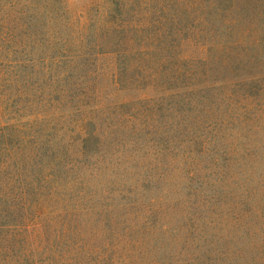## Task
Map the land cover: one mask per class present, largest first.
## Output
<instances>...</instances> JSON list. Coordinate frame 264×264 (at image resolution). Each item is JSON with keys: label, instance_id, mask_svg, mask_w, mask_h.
<instances>
[{"label": "rangeland", "instance_id": "obj_1", "mask_svg": "<svg viewBox=\"0 0 264 264\" xmlns=\"http://www.w3.org/2000/svg\"><path fill=\"white\" fill-rule=\"evenodd\" d=\"M0 117L69 159L0 169V264H264V0H0Z\"/></svg>", "mask_w": 264, "mask_h": 264}, {"label": "trees", "instance_id": "obj_2", "mask_svg": "<svg viewBox=\"0 0 264 264\" xmlns=\"http://www.w3.org/2000/svg\"><path fill=\"white\" fill-rule=\"evenodd\" d=\"M116 7L118 9H121V5H123L122 1H115ZM230 88L232 89L233 86ZM235 90V89H233ZM236 97L232 94V92L224 99V102L226 107H230L233 103L236 101ZM216 107V105H215ZM225 109L224 112V118L223 119H216L213 123V125L218 126L219 129L224 128L222 122L229 121V118H231V115L229 112V109ZM246 109V107H244ZM243 109V112H246V110ZM218 111H222L221 108ZM142 112L147 115V113L142 110ZM151 118L155 120L156 116L159 114V108L156 110H151ZM134 114H132V120H133ZM247 117V116H246ZM0 117V169L5 167V164H7L8 167H13L16 170H14V175L17 176V173L22 174L23 171L28 170L29 173H34V169L38 168L39 171L45 173L47 170V174H45L43 177L39 179V186H43L44 183L46 182H57L60 180V178L63 176V172L61 170V167L66 164H69V159H67L68 155V145L67 143L63 146V143L61 140H58L57 142H51V137L49 136V131L51 129L50 123L48 124V130H47V137L43 138L39 142H35V140H30L26 143L23 142V140L15 134V138H13V133L10 132V129H13V126H8L11 124L13 121L10 123H6L5 126H3ZM100 122V121H99ZM133 122V121H132ZM130 123L127 127L133 126L131 129L130 133H133L138 126L140 127H145L147 125L143 121L140 122H134ZM90 125L91 130L88 131L86 127L82 129L83 135L79 138V153L81 156L88 157V158H93L96 154L97 151L100 149L98 148L99 146L97 145L98 136L99 135H105L107 130L103 129L101 122L96 123L95 121L92 122L90 121L88 123ZM148 127V125H147ZM186 132H191L194 134L192 139H190V145H191V151L189 152L190 154L198 153V160L201 158L202 160H205V155L207 158L211 160V162L214 163L215 166H220L218 161L223 158L225 159V152L227 149L223 150V153L221 154V157L215 156L214 155V144H215V139L209 138L207 140L202 139V131H204V127L198 122V124H190L185 127ZM212 128V127H211ZM6 130V131H5ZM128 130V129H127ZM191 130V131H190ZM210 131H212L210 129ZM96 142V145H94ZM67 155V156H66ZM64 162L57 163V162ZM67 160V161H66ZM161 159H158L157 162H161ZM38 166V167H36ZM157 166L152 167V170L155 171ZM54 169V170H52ZM28 173V174H29ZM209 182L212 179L208 175H206ZM15 178V177H14ZM17 178V177H16ZM215 182H217L216 179H213ZM211 190H216V188H211ZM23 194L27 195V190H23ZM40 214V213H39ZM166 227V226H165ZM132 236V235H131ZM133 237V236H132ZM160 238V236H158ZM136 242V241H135ZM154 247H150V249H153ZM151 251V250H150ZM156 256H162L164 258H169L172 260H177L175 259V256L172 255V251H160L159 253L155 254ZM157 264H179V262L175 261H167L165 263L160 262Z\"/></svg>", "mask_w": 264, "mask_h": 264}]
</instances>
